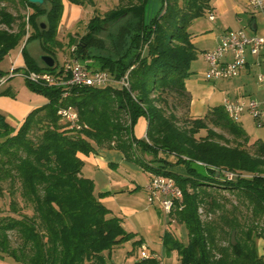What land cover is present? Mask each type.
I'll use <instances>...</instances> for the list:
<instances>
[{
	"label": "trees",
	"instance_id": "1",
	"mask_svg": "<svg viewBox=\"0 0 264 264\" xmlns=\"http://www.w3.org/2000/svg\"><path fill=\"white\" fill-rule=\"evenodd\" d=\"M64 2L0 0V62L20 49L24 69L15 71L62 76L65 64L56 50L63 46L58 31ZM211 2L161 0L148 19L149 0H118L90 18L86 32L70 39L71 56L116 80L128 75V87L56 86L24 78L47 102L19 126L0 112V196L10 197L9 212H0V257L24 264H107L112 251L136 233L101 201L107 192L97 194L93 179L83 175L82 155L115 148L154 174L172 175L182 188L171 217L184 225L188 240L170 231L164 238L180 264H264V141H251L223 105L201 117L189 112L185 81L199 53L190 26L212 13ZM33 40L55 58L53 67L31 54ZM70 106L80 128L69 127L58 112ZM180 106H186L183 119L176 113ZM141 117L148 122L145 138L134 133ZM178 165L183 172L172 169ZM141 264L158 262L144 258Z\"/></svg>",
	"mask_w": 264,
	"mask_h": 264
},
{
	"label": "crops",
	"instance_id": "2",
	"mask_svg": "<svg viewBox=\"0 0 264 264\" xmlns=\"http://www.w3.org/2000/svg\"><path fill=\"white\" fill-rule=\"evenodd\" d=\"M211 4L214 19H210L209 13L204 15L205 23L201 19L202 16L195 19L190 26V31L193 33L192 41L199 49L198 56L191 65V74L185 81L191 97L189 112L193 117L208 112L213 106L222 105L225 96L264 99V89L257 81L258 71L264 69V52L256 57L247 51L246 63L235 77L207 80L202 76L208 68L203 54L218 45L225 31L249 28L252 34H264V21L259 20L260 13L252 9L249 0H212ZM64 7V15L71 19L80 14L82 9L81 6L66 1ZM15 55L17 54L14 52L9 54L12 58ZM231 58L232 54L226 57L227 60ZM21 65L23 64L19 63L18 66ZM3 86L5 87L2 90L6 89L9 92L14 89L10 81ZM10 96L7 95L6 98L9 99H6L4 104H0V112L14 126H19L31 110L47 102V99L42 100L34 95L30 96L27 102ZM237 122L246 130L251 141L261 139L251 136L255 134L256 121L247 112L241 114ZM147 124L144 117L138 120L134 128L137 137H145ZM162 155L169 161L176 160L173 155L167 153ZM82 158L84 160L82 173L93 179L95 192L97 194L107 192L100 198L101 201L110 209L112 215L121 218L127 231L136 233L134 238L112 251L107 264H141L143 249L149 254V259L155 260L158 264H180L177 251L169 252L164 241L165 233L168 231L173 233L174 225L159 204L150 205L147 201L146 185L150 180L151 172L127 160L123 152L115 148H100L95 153L82 155ZM172 169L184 171L181 165ZM136 240H141V245L135 247L133 243Z\"/></svg>",
	"mask_w": 264,
	"mask_h": 264
},
{
	"label": "built area",
	"instance_id": "3",
	"mask_svg": "<svg viewBox=\"0 0 264 264\" xmlns=\"http://www.w3.org/2000/svg\"><path fill=\"white\" fill-rule=\"evenodd\" d=\"M252 9L260 13L264 19V0H249ZM210 19H214V14L210 13ZM259 57L264 52V34H248L244 28L236 30H227L221 37L218 45L204 53V58L208 64L205 71L207 80L219 78H232L239 74L241 68L246 63V53ZM228 54H232V58L227 60ZM67 71H75V79H67ZM16 73L10 71L9 77ZM17 75V74H16ZM24 78L47 85H88L93 87H104L111 81L107 72L100 70H92L82 64L79 60L72 58L64 65V73L62 76H55L48 72L29 71L21 74ZM8 77H0V84L6 83ZM122 79L121 84L124 85ZM257 81L264 89V69H260L257 73ZM67 92L63 94L66 96ZM223 106H230L232 114H236V118H240L241 114L247 112L254 120L258 127L263 124L264 117V99L225 96L222 100ZM64 121L71 128H80L78 122V114L71 106L60 108ZM148 191L147 201L150 205L159 204L166 210V216H169L176 204L181 200V192L177 191L176 181L166 179L157 175H152L150 181L146 185ZM149 254L145 249L141 251V259L148 258Z\"/></svg>",
	"mask_w": 264,
	"mask_h": 264
},
{
	"label": "rangeland",
	"instance_id": "4",
	"mask_svg": "<svg viewBox=\"0 0 264 264\" xmlns=\"http://www.w3.org/2000/svg\"><path fill=\"white\" fill-rule=\"evenodd\" d=\"M65 1H66V3H68L67 0H65ZM94 2H95L94 5L87 4V5L81 6L82 9H81L80 14H78L74 19H71V17H67V15L65 16L64 15L65 11H64L63 17H62V20H61V23L59 26V31H58V37L62 41L63 46L56 50V56H57L60 64L64 65L67 61H69L73 58L71 56V51L73 48L70 47L69 41L71 38H76V39L80 38V36H82L86 32L87 23L90 20V18L95 13H100V14L104 13L105 11L115 7L118 4V0H94ZM160 4H161V2L159 0H156L154 2H153V0H151L149 2L148 11H147V18L148 19H150L152 16H154V14L156 13ZM12 10L14 11L13 8H12ZM258 17H259L260 21H262V22L264 21L261 14L260 15L258 14ZM201 19L205 23V20H204L205 17L203 16ZM40 20L45 22V19L43 17ZM263 25H264V23H263ZM246 32L248 34H252L251 30L249 28L246 29ZM28 49L31 52V54L39 60H42V58H41L42 55L48 54L42 50L41 45H40L39 41H37V40H33V41L29 42L28 43ZM15 53L17 55H15L14 58L7 55L0 62V69L5 72V75L2 77L3 78L8 77L9 80L7 79V81H10L14 86L13 91H11L13 93L10 92L11 96L10 95L9 96L11 98L18 99L22 102L29 101L30 100L29 97L32 95H34L35 97H40V99H42V100H45L46 98L43 95L32 91L30 89V87L26 84L24 77L21 75V74H23L22 71H15V69L17 67H22L24 69V63H23L24 60H23V56H22L20 49H17L16 51H14V54ZM13 59H14V61H13ZM19 63H22L23 65L18 66ZM11 70H13V72H15L17 75L15 74L14 76L9 77ZM204 74L202 76H204ZM108 75L111 79V81L109 82L110 84H108V85L119 86V87L125 86V85L121 84V81L124 78L127 79V75L124 78H122L121 80L114 79L109 73H108ZM4 84H6V83L0 84V91L2 90V88L5 87V86H3ZM125 87H128V86H125ZM0 96H1L0 97V104H4L6 99H9V98H6L7 95H0ZM176 113H177V115H179L181 117V119H183L186 115L185 114L186 113V106H180L179 109L176 111ZM204 115H205V113L202 115L194 116V117H201ZM254 132H255V134H252L251 136H253L255 138H261V140H264V125L261 127H258L255 125L254 126ZM201 133L204 134L205 131L203 130V131H201ZM145 137H146V135H145ZM153 174L154 173L151 172L150 179H151ZM160 175H165V174H160ZM9 203H10V197H9L8 193H5L4 196H0V212L1 213L9 212V205H10ZM25 211L32 213V210L30 208H26ZM168 218H169L170 222L174 225V229H173L174 235L183 241H187L188 240L187 230L184 227V225L179 223L178 221L174 220L173 217H171V214L168 216ZM203 218H205L204 215H203ZM263 245H264V240L260 239L259 240V249H260L261 254L264 253ZM0 264H24V263L16 261L14 258L5 255L4 257H0Z\"/></svg>",
	"mask_w": 264,
	"mask_h": 264
},
{
	"label": "bare ground",
	"instance_id": "5",
	"mask_svg": "<svg viewBox=\"0 0 264 264\" xmlns=\"http://www.w3.org/2000/svg\"><path fill=\"white\" fill-rule=\"evenodd\" d=\"M213 13V12H212ZM209 15V14H208ZM209 18V17H208ZM204 55V54H203ZM106 72V71H105ZM128 76V75H127ZM67 79H75V71H67ZM110 84V83H109ZM124 85L125 86H128L129 83H128V80H124ZM113 86V85H112ZM224 109L226 110L228 116L234 120H239V118H236V114H232V110H231V107L230 106H223ZM254 119V118H253ZM257 125V124H256ZM145 138V137H144ZM150 175V174H149ZM153 175H157V176H160V177H163V178H166V179H170V180H173V181H176L175 178L171 175H160V174H153ZM149 182V181H148ZM176 186H177V191L178 192H181V199L183 197V191L181 189V187L177 184L176 182ZM147 190V189H146ZM182 202V201H181ZM162 208V211L166 214V210H163V207Z\"/></svg>",
	"mask_w": 264,
	"mask_h": 264
},
{
	"label": "water",
	"instance_id": "6",
	"mask_svg": "<svg viewBox=\"0 0 264 264\" xmlns=\"http://www.w3.org/2000/svg\"><path fill=\"white\" fill-rule=\"evenodd\" d=\"M30 2L33 3H38V4H42L44 2V0H28ZM42 27H45V24L42 23ZM42 60L44 61V63L49 66V67H53L55 65V58L49 54H44L42 55Z\"/></svg>",
	"mask_w": 264,
	"mask_h": 264
}]
</instances>
